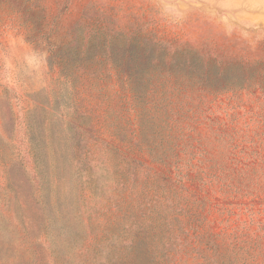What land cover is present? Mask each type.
Masks as SVG:
<instances>
[{"label":"rangeland","instance_id":"obj_1","mask_svg":"<svg viewBox=\"0 0 264 264\" xmlns=\"http://www.w3.org/2000/svg\"><path fill=\"white\" fill-rule=\"evenodd\" d=\"M236 3L0 0V264H264V25ZM78 23L129 73L67 82Z\"/></svg>","mask_w":264,"mask_h":264},{"label":"trees","instance_id":"obj_2","mask_svg":"<svg viewBox=\"0 0 264 264\" xmlns=\"http://www.w3.org/2000/svg\"><path fill=\"white\" fill-rule=\"evenodd\" d=\"M114 33L115 30L113 28L103 30V28L100 27V31H96V40L91 41L94 34H90L87 38L86 31L78 23L74 25L72 29V37L68 44L58 47L50 45L49 52L52 55L53 60L56 59L58 62V65L60 66V74L66 78L67 82L75 84L79 79L80 72L92 58H103V61H111V63L120 67L121 71L127 74L129 73L126 66H124L125 64H119L118 61L125 58L124 53L126 51L129 50L128 53L131 54L134 52V49H125L121 53V56L118 57L119 51L113 47ZM197 59L198 61L196 63L194 62V65L188 64V69L186 68L187 59H184L180 67L184 73L188 74V76H191L189 74H192L194 77L196 76L198 84L203 88L212 87L213 82L208 74L212 68L207 65L206 61H203L202 56L197 57ZM49 63L52 66L54 62L50 61ZM247 68L248 70L250 69L249 67ZM214 69H219L220 73H223L225 70L220 63L217 64ZM255 71L257 70L255 69ZM239 82H241L239 83V86L242 87L244 85L243 82L241 80ZM235 83L236 82L231 78L227 80L226 84H223V86H225L223 89H231L234 87Z\"/></svg>","mask_w":264,"mask_h":264},{"label":"crops","instance_id":"obj_3","mask_svg":"<svg viewBox=\"0 0 264 264\" xmlns=\"http://www.w3.org/2000/svg\"><path fill=\"white\" fill-rule=\"evenodd\" d=\"M230 7V14H238L239 18L252 19L264 25V0H237V3Z\"/></svg>","mask_w":264,"mask_h":264}]
</instances>
